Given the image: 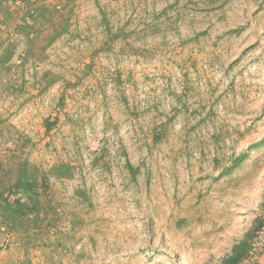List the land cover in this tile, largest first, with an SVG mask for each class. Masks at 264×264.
Instances as JSON below:
<instances>
[{"label":"rangeland","instance_id":"rangeland-1","mask_svg":"<svg viewBox=\"0 0 264 264\" xmlns=\"http://www.w3.org/2000/svg\"><path fill=\"white\" fill-rule=\"evenodd\" d=\"M264 220V0H0V264H244Z\"/></svg>","mask_w":264,"mask_h":264},{"label":"built area","instance_id":"built-area-1","mask_svg":"<svg viewBox=\"0 0 264 264\" xmlns=\"http://www.w3.org/2000/svg\"><path fill=\"white\" fill-rule=\"evenodd\" d=\"M264 251V220L251 241V257L258 256Z\"/></svg>","mask_w":264,"mask_h":264},{"label":"crops","instance_id":"crops-1","mask_svg":"<svg viewBox=\"0 0 264 264\" xmlns=\"http://www.w3.org/2000/svg\"><path fill=\"white\" fill-rule=\"evenodd\" d=\"M244 264H264V251L256 257H251Z\"/></svg>","mask_w":264,"mask_h":264}]
</instances>
